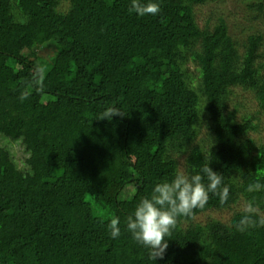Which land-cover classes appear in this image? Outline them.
Segmentation results:
<instances>
[{"label":"trees","instance_id":"trees-1","mask_svg":"<svg viewBox=\"0 0 264 264\" xmlns=\"http://www.w3.org/2000/svg\"><path fill=\"white\" fill-rule=\"evenodd\" d=\"M215 1L159 0L158 14L140 17L131 0H0V264H153L124 226L172 178L177 153L186 173L210 164L222 174L230 199L211 195L180 218L157 264H264V226H233L243 209L229 223H194L249 200L264 217V192L246 191L264 183L254 137L264 33L249 28L242 54L224 15L202 28L197 8ZM246 2L248 19L264 23V0ZM236 88L258 113L238 120ZM109 108L120 115L104 119Z\"/></svg>","mask_w":264,"mask_h":264},{"label":"clouds","instance_id":"clouds-1","mask_svg":"<svg viewBox=\"0 0 264 264\" xmlns=\"http://www.w3.org/2000/svg\"><path fill=\"white\" fill-rule=\"evenodd\" d=\"M128 10L140 17L154 16L160 11L159 0H131ZM21 99L24 97L21 96ZM116 115L120 114L113 108L103 113L107 120ZM223 180V175L214 171L210 164L203 165L199 170L193 167L190 174L178 168L171 179L155 182L150 193L139 199L124 227L134 241L149 250V259L157 264L158 259L165 258L168 240L180 218L190 217L195 210L204 209L211 195L218 197L221 204L229 201L230 188L224 185ZM246 191L264 192V183H250ZM257 217V205L254 200H249L243 215L233 226L239 232L264 226V217ZM107 227L112 239L121 236L119 217L111 219Z\"/></svg>","mask_w":264,"mask_h":264},{"label":"rangeland","instance_id":"rangeland-1","mask_svg":"<svg viewBox=\"0 0 264 264\" xmlns=\"http://www.w3.org/2000/svg\"><path fill=\"white\" fill-rule=\"evenodd\" d=\"M254 12H251L248 8L246 0H218L215 2H211L205 6H201L197 8V18L198 23L202 28L209 24L210 28L214 26L217 21L218 16L224 15L226 20L230 26V31L234 34L236 40L242 44L240 46V52L244 54L245 47L243 44L247 42L248 34L250 33L249 28L253 27L255 29H260L264 33V23L261 21H250L248 17L253 16ZM210 19V20H209ZM210 21V22H208ZM264 43V41H263ZM259 53L261 54V58L257 61L256 67L259 69L260 73L264 75V44L262 45ZM193 71L199 75V70L197 68H193ZM235 97L234 102L241 103L242 108L240 113H238V120H241L243 114L255 115L259 112V103L254 99L253 95L250 92H244L241 88L235 89ZM234 109V105L230 104V110ZM257 119L255 121L256 125H259V133L255 134L254 137L264 142V115L257 114ZM207 130L203 129L199 135L198 142L206 143V146L209 145L208 138L206 136ZM12 150L15 153L19 163L23 162V151L19 145H13ZM175 158L178 161L179 169L185 171V165L187 160V154L178 153L175 154ZM245 204L243 202H239L238 205L234 206L230 210L224 211H209L199 215L195 219V224L205 225L212 220H218L223 223H229L232 216L242 209L244 210ZM264 216V214H263Z\"/></svg>","mask_w":264,"mask_h":264}]
</instances>
